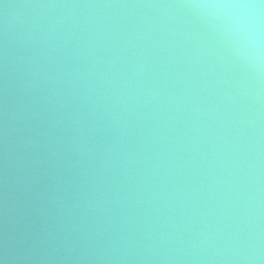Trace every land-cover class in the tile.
Listing matches in <instances>:
<instances>
[{"label":"clouds","instance_id":"1","mask_svg":"<svg viewBox=\"0 0 264 264\" xmlns=\"http://www.w3.org/2000/svg\"><path fill=\"white\" fill-rule=\"evenodd\" d=\"M0 5V264H264V0Z\"/></svg>","mask_w":264,"mask_h":264},{"label":"water","instance_id":"2","mask_svg":"<svg viewBox=\"0 0 264 264\" xmlns=\"http://www.w3.org/2000/svg\"><path fill=\"white\" fill-rule=\"evenodd\" d=\"M38 0H32V3H36ZM46 10L43 9H32L30 12V17H29V23L28 27L30 24V21L33 20L38 14L44 13ZM50 11V10H47ZM104 11V10H100ZM117 11H122V10H117ZM127 11H134V10H127ZM2 171V169H0ZM20 173L18 170H13V181L15 176H18ZM41 176V179L39 181L38 187H46V177L44 176L43 173L39 174ZM262 187H264V178L261 180ZM19 185H14L13 187L10 188V192L12 193L10 196V203H9V212L7 214V220H5V213L3 209V199H2V194H3V186H2V177H0V241H2L4 233H5V228L7 227V231L10 236L13 237H18L20 232L22 231L21 225L24 223V220L22 219V216L24 215L20 209V207L15 203V201L18 198L19 195ZM30 222V221H29ZM20 251H23V246L18 245L17 246Z\"/></svg>","mask_w":264,"mask_h":264}]
</instances>
